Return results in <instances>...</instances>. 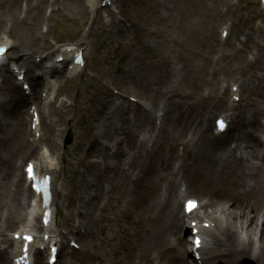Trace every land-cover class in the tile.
<instances>
[{"label":"bare ground","instance_id":"bare-ground-1","mask_svg":"<svg viewBox=\"0 0 264 264\" xmlns=\"http://www.w3.org/2000/svg\"><path fill=\"white\" fill-rule=\"evenodd\" d=\"M74 5L73 15L79 19L77 34L80 33L84 22L87 20L89 13L101 11L98 6L101 0H71ZM59 0H54L58 3ZM85 3V5H84ZM212 0H207L204 11H212ZM30 6V4H29ZM68 9L67 6H65ZM40 7H37V10ZM197 13V12H196ZM196 13L194 16H196ZM157 16L159 13L157 11ZM120 15H122L120 11ZM58 18L64 15L59 13ZM187 14L181 9L172 15L174 23H171V29L163 28L165 33L187 31L185 41H179L181 44L197 45V27L195 20L188 21L190 26L184 29ZM180 18V20H176ZM119 23L114 22L113 15L110 20L103 23L99 15L92 23L89 34L101 42L105 46L104 57L100 60V67L93 75V80H99L100 76L108 79L110 85L120 92V96H127L128 90H131V97L136 98L133 92L134 87H141L147 84L144 78L139 76L136 79L131 71L126 68H117L113 76L104 63L108 61V55L112 48L126 49L132 54V62L134 66L144 65L157 67L158 63L151 65L144 61V58L130 47V43L121 40V29ZM13 27L23 29L29 37L23 45H9L5 39L0 41L9 47L8 51L0 61V70L4 67V61L10 60L12 66L17 63L13 61L15 55L23 54V65L25 66L24 80L34 78L32 69L35 64H30L29 49L32 48L42 51L46 49L45 45H37L38 35L35 31L38 28V22L31 26L27 20H13ZM85 37V36H83ZM88 37V36H87ZM162 38L166 39L162 34ZM178 46L172 49L167 48L165 54L167 59L169 55H177L184 57L186 52L193 53V57L197 56L192 49L185 50V46H180L177 39L170 37ZM167 40V39H166ZM165 42V40H163ZM82 43H85L82 42ZM162 46L167 44L161 43ZM77 45V46H76ZM76 49L72 46H60L54 60L46 61L43 66L46 70L43 72L44 86V103L50 99L51 92L55 89L56 84L50 81V76L54 73H61V68L68 65V79L72 85L67 90V97L71 91L74 95L71 97V104L63 105L61 109H56L52 103L48 102L49 122L44 127V132L40 140L49 145L50 149L41 148L37 150V158L31 162L34 165V172L39 176L48 175L50 177L52 201L48 208H42L40 196L35 195L30 203H26V214L37 219L40 217L41 223L39 229L42 230L41 238L37 237L33 230V220L16 230L11 238L4 239L11 242L8 249L0 248V264H5L3 258H10V264H15L14 259L22 256L21 253V235L28 232L34 235V240L28 245L29 259L35 255H41L40 261L33 258V264H44V256L42 250L47 249L49 256V248L51 245L63 248L62 239L56 230L53 231L52 226L56 224V216L58 215V194L61 161L53 156L50 152H57L58 136L56 135L57 123L61 122V116L71 122V125L78 128L81 125L85 128L84 134L77 135L76 151L72 153V157L77 158L75 163L69 162L68 167L74 172L72 178L79 179L81 190L76 197L78 200L75 210L77 216L84 223V236L80 237V242L84 246L83 259H79L78 264H150L156 261L158 264L165 259L166 264H185L182 257L188 254L190 264H218V261L224 259L232 264H252L248 258L254 259L257 264H264V171L261 168L264 165V152L261 150L262 136L264 134L263 126L260 123L254 124L253 119L260 114L264 104V86L260 85L259 79L256 80L249 75L248 70H242L241 61H244L242 51L237 49L229 55L222 54L223 59H227L226 67L213 68L211 59L203 55L204 74L196 73L197 65L189 68V78L187 80V88L191 93H182L179 90L176 75L171 69V75L168 73L170 60L165 62L163 72L156 81L149 80L148 83H154L153 91L163 98H172L173 101L166 99L145 98L150 102V109L141 104H126L122 99L113 98L107 88L91 91L89 89V80L81 73L76 74L80 65L73 64L74 55L83 49L82 45L77 43ZM164 48V47H163ZM184 48V49H183ZM205 48L215 49V45H205ZM242 49V48H241ZM12 50L14 55L9 56L8 52ZM85 50V49H84ZM26 51V53H25ZM61 57V61L56 59ZM72 59V60H70ZM239 64V65H238ZM110 65L113 64L110 62ZM232 68L231 72L241 70L244 77L243 82L238 85V89L246 86L248 89L246 96H242L241 92L230 93L223 90V84L220 88L214 87L216 71ZM23 67V66H22ZM185 67L181 66V70ZM11 69V68H10ZM13 69V68H12ZM11 69V70H12ZM21 69L18 68L19 74ZM27 71V73H26ZM15 73V70H12ZM183 72H177L180 78ZM72 77L73 75H75ZM211 74L214 76L212 81L213 89L210 87ZM134 76V77H132ZM208 76V77H207ZM129 77V78H128ZM6 84L1 82L0 91L4 93L0 98V114H10V120H3V127L11 126L15 130V124L20 120L22 108L25 106L28 97H24L25 92L19 91L15 82L8 86L9 78L6 77ZM135 78V80H133ZM77 80V81H76ZM136 82V83H134ZM256 82V84H255ZM26 84V83H23ZM130 85L128 88L126 85ZM132 86V87H131ZM235 84L231 85L235 87ZM182 87V86H181ZM180 87V88H181ZM201 87H209V92H203ZM32 89V85L29 86ZM223 91H221V90ZM29 90V91H30ZM199 91V92H198ZM201 91V92H200ZM32 92L34 90L32 89ZM225 92V93H224ZM221 93L224 96H221ZM197 96V97H196ZM228 103L225 112L229 111L228 116L237 121L233 133L225 136H211L208 133V114L211 110L217 108L222 102ZM239 97V102L234 104L233 97ZM169 100V99H168ZM161 101H164L162 103ZM242 102V104H240ZM96 103V105H94ZM225 107V106H223ZM239 107V108H238ZM234 112L230 113V111ZM157 111L164 112V117L160 125V129L154 131ZM202 112V113H201ZM128 113V114H126ZM207 115V122L204 117ZM163 116V115H162ZM55 120V122H54ZM44 116L39 117L38 126L34 129V134L42 130ZM25 126V124H24ZM2 125L0 126L1 130ZM22 137H19L22 141ZM188 139V141H187ZM12 141L5 133L0 140L4 145ZM151 143V145H150ZM180 145L179 149L183 153H176L175 145ZM233 143V146L230 145ZM24 155H29L32 150L29 146H23ZM126 156H125V155ZM124 156V157H123ZM95 158L94 161L90 159ZM0 160H4V155H0ZM0 163V171L3 172L5 178V166L7 164ZM177 164L178 170L173 171V164ZM89 172L87 171L88 165ZM27 165V164H26ZM25 165V166H26ZM82 166L85 172H88L89 179L85 174L76 173V166ZM147 169V174L143 177ZM24 166V167H25ZM189 168L185 172V176L189 177L190 183L186 184V190L191 189L197 193L201 200L198 209L204 210L205 223L207 227L197 224L199 236L202 239L201 249L198 257L194 258L193 252L195 246L182 245L180 247L171 246L166 254L167 245L160 239L163 231L169 230L174 232H183L187 230L183 217H179L177 211V199L175 197L174 186L178 172H182V168ZM131 170V173H130ZM78 171V170H77ZM10 175V171L8 173ZM24 172V181H26ZM143 177V185L142 182ZM174 177V181L172 178ZM183 177V178H184ZM22 174H17V184L15 186V199L18 206L25 201L20 196L19 181L22 182ZM181 180V179H180ZM27 182V181H26ZM165 184V196L160 200V185ZM142 186L144 191L142 193ZM23 187H25L23 185ZM177 189V186H176ZM105 199L101 204V200ZM21 201V202H20ZM162 203L163 220L159 225V206ZM24 204V203H23ZM143 204L151 206L154 210V216L148 223V229L144 231V238L151 237L154 245L151 249L143 246V238L140 235V223L144 214ZM51 211V220L47 225L42 224V216L45 210ZM80 212L83 214L80 216ZM195 212V211H194ZM192 212L190 215H192ZM71 217L70 211L66 216ZM168 222V226L166 224ZM143 225V224H142ZM21 231V232H19ZM61 233V231L59 232ZM2 234V233H1ZM19 235L18 239L15 236ZM44 235L48 236L44 241ZM193 240V238H192ZM73 241V240H70ZM222 246V249L220 248ZM222 252H221V250ZM46 258V261L48 259ZM27 259V260H29ZM47 264V263H45ZM67 264H73L67 261Z\"/></svg>","mask_w":264,"mask_h":264},{"label":"rangeland","instance_id":"rangeland-1","mask_svg":"<svg viewBox=\"0 0 264 264\" xmlns=\"http://www.w3.org/2000/svg\"><path fill=\"white\" fill-rule=\"evenodd\" d=\"M207 0H112L111 4H102L99 6L101 11H95L90 13L87 17V20L84 22L80 33L77 34V26L79 19L76 18L72 11L74 5L71 0H59L58 3H54V0H0V40L5 39L9 42V45L21 44L26 48V39L29 41V37L24 32L23 29H16L13 27V20L21 21L27 20L30 21L31 26L35 25V22H38V28L35 31V34L38 35L37 45H47L46 49L38 51L35 48L30 47L29 54L30 64H35L36 67H33L32 72L34 78L25 80L26 84L32 85L34 89V95L32 92L25 91L28 97L29 102H26L24 108L21 110L20 120L15 124V130L12 127L6 126L3 127V120L11 123H14L10 120V114L2 116L0 114V140L5 133L8 137H11L12 141H8L4 145L0 143V155H4L5 161V175L0 171V248H6L9 245V242H6L4 239L10 238V235L26 224V206L27 202L30 203L33 199V194L29 189V186L24 182V173L23 167L25 164L31 160L37 158L38 149L46 148L50 149L49 145L45 144L40 140L41 135L44 132V127L48 125L49 122V113H48V102L50 101L56 109H61L63 105L68 106L71 104V97L74 95V91L70 92V95L67 97V90L72 85L70 82H65L68 79V69L67 65L63 66L61 71L62 74L57 72L51 76L50 80L53 81L56 86L55 89L51 92L50 99H47V103L43 102V77L42 74L46 70L43 64L46 61L54 58L57 53V48L59 46H72L75 47L77 43L83 46L82 51L84 50V65L80 67L79 71L76 73H82L84 77H87L89 80V89L91 91H96L98 89H105L109 91L113 98L122 99L126 104H135L137 106L145 104L146 107L150 109V102L145 101V98H156L158 94L156 91H153L154 83L149 84L148 81H156L160 78V73L163 72V68L166 61L171 62L170 67L168 66V73L171 75V69L176 75V80L178 81V88L182 93H191L187 88V80L189 78V68L192 65H197L196 73L198 75L204 74V63L203 55L205 54L211 59V66L213 68L226 67L228 64L227 59L222 58V54L229 55L232 51L237 49L242 51L244 61H241V69L248 70L254 79L258 80L260 85L264 86V11L260 6L259 0H212V11H204L205 3ZM30 4V6H29ZM85 5V3H84ZM68 7V9L65 8ZM37 7L40 9L37 10ZM182 10L187 14V20L185 21V28L190 26L188 21L195 20V24L198 30L197 36V45L192 46L190 44H181L179 41H185L187 31L183 30L182 32L173 33L163 31V28L169 30L171 29V23H174L172 15L179 10ZM206 10V9H205ZM120 11L122 15H120ZM157 11L159 17L157 16ZM197 12V13H196ZM62 13L63 18H58L56 15ZM196 13V16L194 14ZM99 15V18L103 23H106L110 20V15H113L114 22L119 23L121 29V40L127 43H130V47L135 49L140 56L144 58V61L150 63L151 65L158 63L157 67L144 65V68L139 66H134L132 62V54L126 49L112 48L109 52L108 61L104 63L103 66L106 67L111 74L114 76L117 68L131 71L136 75V79L141 76L144 78V81H147V84L141 87H134L133 92L136 98L131 97V90H128L127 96H120L114 86L110 85L103 76L99 77V80H93V75L97 72L98 68L102 70L100 66V60L104 57L105 46L103 43L95 40L90 33L92 23L95 18ZM180 20V18H176ZM226 29V35H222V31ZM162 34L167 39L162 38ZM85 36V37H83ZM88 36V37H87ZM170 37L177 39V43L180 46H185L189 50L196 52L197 56L193 57V53L189 54L186 52L184 57H179L177 55H169L170 59H167L165 50L167 48L172 49L174 46L178 50L177 44L172 42ZM165 40V42H163ZM85 43H82L84 42ZM167 44L162 46V44ZM215 45V49L205 48V45ZM77 46V45H76ZM164 47V48H163ZM242 48V49H241ZM184 49V48H183ZM26 53V51H25ZM9 56H13L14 53L12 50L8 53ZM17 63V67L25 70L26 64L23 65V54L15 55L13 60ZM110 62L113 64L110 65ZM5 66L2 67L4 70H0V85L1 82L6 84V77L9 78L8 86L15 84L16 80L19 83L16 85V88L19 91H22V80H18L16 74L12 72V63L10 60L4 62ZM183 77L180 78L177 75V72L180 71V67L184 66ZM239 65V64H238ZM23 66V67H22ZM12 70H11V69ZM17 69V68H16ZM232 68L229 66L226 70L216 71L217 75L211 76V81H214V87L220 88V85L223 84L226 92L230 90L231 84H236L237 86L243 82L244 77L242 76L241 70L231 72ZM27 73V71H26ZM207 76V77H208ZM74 77V76H72ZM134 77V76H132ZM129 78V77H128ZM135 78L133 80H135ZM77 81V80H76ZM136 83V82H134ZM256 84V82H255ZM130 85H126L128 88ZM182 86V87H181ZM132 87V86H131ZM181 87V88H180ZM213 89V85H210ZM251 88V87H250ZM246 86L242 87V95L245 97L248 89ZM203 92H209V87H201ZM237 87L233 88L235 91ZM22 91V92H23ZM8 92V91H7ZM3 90L0 91V98L4 93ZM199 92V91H198ZM201 92V91H200ZM171 96V95H170ZM169 96V97H170ZM221 96L224 94L221 93ZM159 99L163 97L158 96ZM163 98L167 101H173L175 95L172 98ZM197 97V96H196ZM169 99V100H168ZM226 96L224 97V100ZM177 101V99H175ZM164 103V101H161ZM141 103V104H140ZM226 102H224L225 104ZM223 102L214 112H211L210 116H219L225 110ZM227 104V103H226ZM240 104H242L240 102ZM96 105V103H94ZM34 108V110L39 112L40 116H44V121L42 124V130L37 134H34L30 125H31V116L29 109ZM36 108V109H35ZM260 114H257L253 122L258 124L261 121V125L264 123V104ZM160 112L157 111L156 114ZM128 114V113H126ZM158 117V115H156ZM164 117V116H163ZM211 120V117H210ZM55 122V120H54ZM25 124V126H24ZM212 125V124H211ZM158 127H155L154 131H157ZM72 134V142L70 145L65 146L64 140L68 132ZM25 132V133H24ZM85 128L81 125H78V128H75L71 125V122L61 116V122L57 123L56 126V135L58 136V146L57 152H50L53 156L57 157L61 163V175L59 183V194H58V215L56 216V224L52 229L61 236L64 244V253L60 250L57 264H67V261L73 262V264H78L79 259H83L84 255V246L80 242L79 236H84V223L81 222L80 217L77 216V210L75 207L78 200L76 197L79 195L81 190V183L79 179L72 178L71 174L74 172L68 167V163H75L77 158L72 157V153L76 151V138L77 135L84 134ZM22 137L21 143H18L19 137ZM29 146L32 152L25 156V150L23 146ZM151 145V143H150ZM125 155V154H124ZM126 156V155H125ZM124 157V156H123ZM4 160H0V163H4ZM95 158L90 159L94 161ZM90 164L87 167V171L90 170ZM76 173L78 176L80 174H85L86 178L89 179L88 172L84 171V168L80 165L76 166ZM10 171V175L8 174ZM131 173V170H130ZM17 174H22V182L19 181L18 187L20 188V197L26 198L25 201H20L21 206H18L15 199V186L17 184V179L15 176ZM23 185L25 187H23ZM163 191V185H161ZM105 199L101 200L103 204ZM24 203V204H23ZM68 211H70L71 217L67 218ZM204 210H199L194 213L189 222L196 220L195 222H202V219H205ZM83 214L80 212V216ZM40 218L34 219L33 228L36 231V235L41 237L42 230L39 229ZM61 231V233H59ZM2 233V234H1ZM73 240V241H70ZM222 249V248H221ZM220 249V250H221ZM222 252V250H221ZM46 250H44V264L46 263ZM37 260L40 261V256H35ZM4 263L6 264L9 259L3 258ZM252 264H257V262L248 258ZM218 261V264H232L231 262H226L224 259ZM164 264V262H162Z\"/></svg>","mask_w":264,"mask_h":264},{"label":"snow or ice","instance_id":"snow-or-ice-1","mask_svg":"<svg viewBox=\"0 0 264 264\" xmlns=\"http://www.w3.org/2000/svg\"><path fill=\"white\" fill-rule=\"evenodd\" d=\"M223 125H222V123H221V127H222ZM196 243H197V245L199 244V241H196Z\"/></svg>","mask_w":264,"mask_h":264}]
</instances>
